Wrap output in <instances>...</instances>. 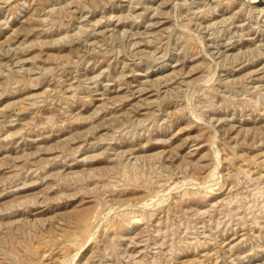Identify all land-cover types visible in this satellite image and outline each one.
I'll return each instance as SVG.
<instances>
[{
	"label": "rangeland",
	"instance_id": "obj_1",
	"mask_svg": "<svg viewBox=\"0 0 264 264\" xmlns=\"http://www.w3.org/2000/svg\"><path fill=\"white\" fill-rule=\"evenodd\" d=\"M0 264H264V0H0Z\"/></svg>",
	"mask_w": 264,
	"mask_h": 264
}]
</instances>
